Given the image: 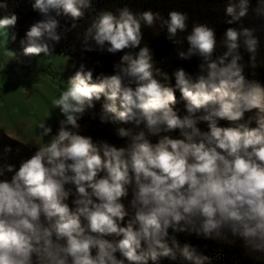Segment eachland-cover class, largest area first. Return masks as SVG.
<instances>
[{
	"label": "clouds",
	"instance_id": "9594fccd",
	"mask_svg": "<svg viewBox=\"0 0 264 264\" xmlns=\"http://www.w3.org/2000/svg\"><path fill=\"white\" fill-rule=\"evenodd\" d=\"M7 7V0L0 3V9ZM33 8L44 19L21 41L25 55L52 60L54 45L45 38L62 39L61 15L74 21L65 33L92 16L84 51H93L94 42L100 50L124 54L115 74L100 73L95 81L93 70L80 64L52 100L64 117L58 134L44 145L34 143L36 151L18 169L0 163V264H159L161 258L176 259L169 229L231 237L264 255V116L255 118L256 127L252 118L237 126L218 124L241 121L254 109L264 112V89L246 82L241 63L242 47L254 64L260 46V29L241 22L250 11L264 16V0L254 9L250 0H226V23L239 27L226 30L219 46L227 51L215 59L214 27L193 23L189 32L186 12L172 10L165 18L127 5L97 11L93 0H35ZM17 20L15 14L0 18V31L8 32ZM157 24L173 43L187 33L189 47L179 57H202L198 74L179 68L169 75L156 66L152 49L141 45L143 26ZM177 90L186 101L183 117L171 106ZM102 98L101 123L132 125L116 129L125 146L80 133L78 121ZM38 129L43 138L52 133L45 121ZM181 255L203 264L188 246Z\"/></svg>",
	"mask_w": 264,
	"mask_h": 264
},
{
	"label": "trees",
	"instance_id": "16d2710c",
	"mask_svg": "<svg viewBox=\"0 0 264 264\" xmlns=\"http://www.w3.org/2000/svg\"><path fill=\"white\" fill-rule=\"evenodd\" d=\"M5 0H0V3ZM35 0H7L8 7L0 9V18L4 16L15 14L18 17L17 23L14 27L9 28L10 42L23 50L24 45L21 44L22 40L26 39V33L30 27L44 19L43 15L37 10H34L33 4ZM250 4L254 9L258 5V0H250ZM127 5L134 12H140L151 9L159 11L162 16L167 18L168 13L172 10L186 12L189 15V29L193 23H207L209 26L214 27L218 41V47L213 54V58H218L227 49L219 46V42L225 37V32L229 27H239V24L229 25L226 20L229 17L225 14L226 0H93V7L98 11L101 9H108L115 11ZM52 15L55 16L53 12ZM94 15V13H93ZM60 22L58 34L62 36L59 43L46 39L50 47L54 45L52 52H60L68 54L78 59V66L75 70H79L80 64L86 66V70H93V80L100 73L106 75L115 74L114 65L120 61L124 53L110 54L105 50H100L92 43L93 51H84L83 33L91 23L92 16L86 15L81 21L77 23L76 29H72L65 33L64 29L67 26L71 28L74 21L70 17L58 16L56 17ZM244 27H256L260 29L256 34L260 38V46L257 51V58L254 64L250 61L251 54L241 48L242 61L245 66L243 75L247 83L255 84L264 89V16L257 18L251 11L249 16L241 22ZM143 41L141 47L144 45L149 46L154 54V59L157 61V67H161L163 71L171 73L176 69L183 68L186 72L195 76L199 72V65L202 62V57L193 56L189 60H184L179 57V51H187L189 45L185 40L187 33H179L177 36V43H173L167 38L166 29H161L159 24L153 28L143 26ZM15 35V39H13ZM134 49L133 51H138ZM36 56H27L30 61L35 59ZM174 86L175 80L172 79ZM176 103L171 105L178 115L183 117L187 115L186 101L183 100L179 90L176 91ZM103 98L97 101L95 108L90 110L84 117L78 121L80 124V133L85 136H90L94 141H107L117 147L126 145V138H120L116 134V129L120 127H132L131 124L117 122L116 124L101 123L99 115L102 112ZM94 111L97 115L93 119L91 112ZM264 116V112L260 109H254L245 113L244 119L237 122L228 120H218V124L223 127L237 126L240 123H246L249 118H252V127H256V119ZM202 130H207L206 124L199 125ZM175 138L177 133L172 134ZM153 142H156L157 137H153ZM11 151H6L7 149ZM36 150L23 142L10 137L7 134H2L0 137V163L15 165L18 169L20 164L29 159ZM10 177V174H9ZM131 199V192L129 197L123 202L128 206ZM130 213L132 212L129 208ZM169 246L173 249L176 259L161 258L159 264H191L185 260L181 255V250L188 246L189 250L194 252L195 255L203 258V264H264V255L254 253L246 250L243 247L242 241L233 239L231 237L224 239L208 238L203 235H197L189 232H179L169 229V237L167 240ZM151 264V262H150Z\"/></svg>",
	"mask_w": 264,
	"mask_h": 264
},
{
	"label": "rangeland",
	"instance_id": "374dc122",
	"mask_svg": "<svg viewBox=\"0 0 264 264\" xmlns=\"http://www.w3.org/2000/svg\"><path fill=\"white\" fill-rule=\"evenodd\" d=\"M52 57L49 61L41 54L29 61L10 42L9 30L0 31V137L7 134L36 150L34 143L44 145L58 134L64 117L53 108L52 100L59 98L75 75L78 59L60 52H52ZM44 121L52 133L43 138L38 125Z\"/></svg>",
	"mask_w": 264,
	"mask_h": 264
}]
</instances>
